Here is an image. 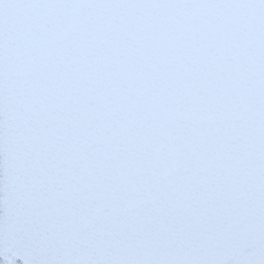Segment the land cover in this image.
I'll use <instances>...</instances> for the list:
<instances>
[{
  "label": "snow or ice",
  "instance_id": "6c2138e0",
  "mask_svg": "<svg viewBox=\"0 0 264 264\" xmlns=\"http://www.w3.org/2000/svg\"><path fill=\"white\" fill-rule=\"evenodd\" d=\"M0 264H264V0H0Z\"/></svg>",
  "mask_w": 264,
  "mask_h": 264
}]
</instances>
